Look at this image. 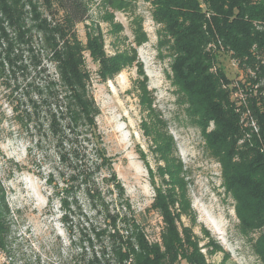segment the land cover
<instances>
[{"label": "trees", "instance_id": "trees-1", "mask_svg": "<svg viewBox=\"0 0 264 264\" xmlns=\"http://www.w3.org/2000/svg\"><path fill=\"white\" fill-rule=\"evenodd\" d=\"M133 1L104 2L114 11H126ZM144 1L159 27L158 56L163 58L164 51L170 60L167 78L177 103L220 167L238 232L264 264V0ZM106 19L121 29L114 26L112 14ZM88 20L86 0H0V80L9 88L13 124L38 146L65 141L72 149L91 140L97 157L90 168L81 162L83 178L106 167L85 57L97 64L102 82L125 66L136 68L134 88L148 114L141 127L151 137L156 162L153 170L141 154L154 191L147 213H157L162 224L158 241L148 239L112 175L117 196L108 185L112 197L105 209V241L75 264H207L198 238L181 225V218L191 215L185 177L137 60V48L146 41L141 21L134 22V47L108 56L99 28L86 30L84 44L78 38L76 26ZM223 59L231 61L242 81L228 77ZM95 191L93 185L86 193L92 197ZM13 218L0 182V255L6 257L17 251ZM93 237L98 241L97 234ZM206 247L210 254L221 250L212 241Z\"/></svg>", "mask_w": 264, "mask_h": 264}, {"label": "rangeland", "instance_id": "rangeland-1", "mask_svg": "<svg viewBox=\"0 0 264 264\" xmlns=\"http://www.w3.org/2000/svg\"><path fill=\"white\" fill-rule=\"evenodd\" d=\"M104 1L86 0L89 20L76 26L77 36L84 44L86 30L99 28L105 52L111 56L134 47V22L141 21L146 41L137 48V60L143 66L155 108L173 139L185 177L191 215L183 216L181 225L198 238L207 264H261L250 242L238 232L234 202L222 186L218 163L206 153L199 131L177 103L167 78L169 57L164 51L163 58L158 56L159 27L152 20L150 6L144 0H134L126 11H114ZM108 14L113 15L114 26L121 27L119 31L106 19ZM85 61L99 109L96 132L106 164L87 178L80 175V166L84 162L90 168L95 161L94 143L90 140L72 149L65 141L59 146L51 142L38 146L13 124L9 88L0 80V182L14 215L17 245L15 254L0 255V264H75L92 249L97 251L105 241V209H110L112 197L108 185L117 196L112 175L133 205L148 239L158 241L162 224L157 213H147L154 191L141 154L153 170L156 162L151 137L141 127L148 114L140 107L134 88L135 65L125 66L115 77L102 82L97 64L87 55ZM221 66L233 82L243 80L229 59H223ZM103 177L107 180L104 183ZM91 184L96 191L89 197L86 190ZM211 241L221 250L208 253L210 247L206 245Z\"/></svg>", "mask_w": 264, "mask_h": 264}]
</instances>
